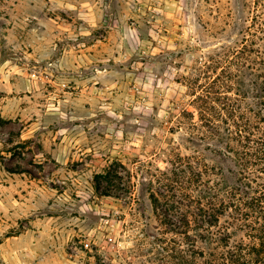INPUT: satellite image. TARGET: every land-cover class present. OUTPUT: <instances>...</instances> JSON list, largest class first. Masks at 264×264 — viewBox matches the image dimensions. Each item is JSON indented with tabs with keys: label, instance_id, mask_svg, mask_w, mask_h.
<instances>
[{
	"label": "rangeland",
	"instance_id": "1",
	"mask_svg": "<svg viewBox=\"0 0 264 264\" xmlns=\"http://www.w3.org/2000/svg\"><path fill=\"white\" fill-rule=\"evenodd\" d=\"M214 77L257 121L264 0H0V264H264V163L182 113ZM113 161L127 195L96 189ZM153 194L189 203V235Z\"/></svg>",
	"mask_w": 264,
	"mask_h": 264
},
{
	"label": "trees",
	"instance_id": "2",
	"mask_svg": "<svg viewBox=\"0 0 264 264\" xmlns=\"http://www.w3.org/2000/svg\"><path fill=\"white\" fill-rule=\"evenodd\" d=\"M193 82L194 84L197 83L196 80ZM225 84L226 81L224 78L214 77L208 85H204V88L206 89L203 88L197 90L195 87L193 101L198 103L197 110L199 119L197 121H194V114L187 109H183L182 113L185 116L191 117L192 121L190 122V126L192 129L200 130V128H206L203 129L205 130L203 132L207 133L209 136H220L222 134L220 121L226 124L225 129H223L228 135H226V138L229 139L230 142H236L237 146H239L238 149L231 151H235V154L241 160L242 165L246 167L249 165H261L264 163V115L260 114L261 111L264 110V107L260 109L261 111H259L257 121L253 120L250 116H246L244 111H239L240 109H238V98L233 100L227 96V94L223 95L221 91L211 90L216 85L221 87ZM212 92H214V94H212ZM221 99H225L222 110L226 109L227 112H224V114L221 111L218 112L215 109V105L211 104L218 100L221 101ZM262 104L264 106V102ZM255 170L264 173V166H260ZM199 175H201V173H199ZM132 178L133 174L127 169L125 164L119 161H113L106 167L104 172L96 174V189L106 196L113 194H117L118 196L127 195L130 193V189L134 185ZM208 187V190H211L209 196H201L205 199L208 198L207 207L203 205L201 199L198 201L201 203L200 210L206 211V214L204 215L205 219H199L201 223H207V225L214 226L215 222H218V217L215 216L214 213H219V209L224 210L230 202L220 196L221 193L216 189L217 186L212 185ZM186 196L185 198L188 200ZM151 200L156 213L161 215V220L167 224H170L171 222L173 223V217L170 215V211H179L180 213L176 219H180L181 223H183L182 226H180L181 228L188 229L187 231H183V234H185V236L189 235V230L192 227V219L190 216L192 215H189V211L185 213L179 210L183 205H189V203H185L183 199L176 194L171 196L163 195V199H160V197L153 194L151 195ZM231 206H234V203L231 204ZM196 219L197 218H195V220ZM199 227L203 226L199 225Z\"/></svg>",
	"mask_w": 264,
	"mask_h": 264
}]
</instances>
